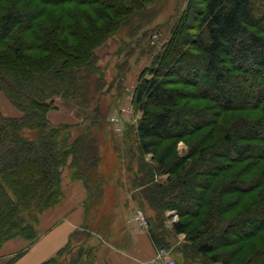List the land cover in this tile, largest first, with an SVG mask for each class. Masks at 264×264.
Returning <instances> with one entry per match:
<instances>
[{
    "label": "trees",
    "instance_id": "16d2710c",
    "mask_svg": "<svg viewBox=\"0 0 264 264\" xmlns=\"http://www.w3.org/2000/svg\"><path fill=\"white\" fill-rule=\"evenodd\" d=\"M151 1L116 0L120 10L104 0H0V93L20 114L0 112V248L36 240L66 172L82 182L86 209L97 203L102 100L114 85L95 51ZM152 32L127 50L115 81ZM145 72L134 93L141 117L124 146L135 202L154 214L145 216L156 249L169 248L168 211L172 234L184 237L180 264H264V0H187ZM55 99L72 103L82 124L52 125ZM89 235L74 233L76 247L69 241L42 264H67L65 254L95 264Z\"/></svg>",
    "mask_w": 264,
    "mask_h": 264
},
{
    "label": "rangeland",
    "instance_id": "374dc122",
    "mask_svg": "<svg viewBox=\"0 0 264 264\" xmlns=\"http://www.w3.org/2000/svg\"><path fill=\"white\" fill-rule=\"evenodd\" d=\"M104 1L107 5L111 3L115 4L116 6H118V8H120V10H122L121 8L125 7L122 5V2H120L121 4L119 5L116 0ZM186 2L187 0H152L149 9H147L148 11H144V13L141 15L135 14L132 16L129 14L127 20L125 17L124 20L126 21L123 24H118L117 27L115 26L114 30L116 33L110 36L106 40V42L103 43L100 47H98L95 51L96 63L103 73L106 84L112 83V85H114V90L112 89L108 96L104 97L102 100V109L103 112L106 114V125L105 128L102 130V135H99V148L100 151H102L100 165L101 168H106L110 170L112 166H116L117 163L120 164L123 168V171L117 175L120 179L125 177V180L127 181L128 185H130L129 181L131 180L132 174L130 175L126 170V168L129 167V153L127 151V148L124 146V137L127 135L130 138H133L136 125L141 117V112L137 109V106L134 102L135 88L140 81L141 74L146 71V74H144L147 75V68L151 65L154 56L161 51L162 45L170 37L171 28L177 18V14L184 9ZM140 22L143 23V29L137 32L132 30L135 29L138 23ZM143 30H153V32L151 33V36L148 41L144 44H141L140 48L137 49V56L131 58L128 61V69L124 73V75H122V77L119 79L120 81H115L117 75L115 69L116 66L125 58L127 50L131 46H134L136 42L140 41V34ZM147 44L149 45V48L147 47ZM141 50H143L144 52L142 53ZM55 105L57 109L50 111L48 113V117H50V114L55 113V115H57L56 119L62 117L67 118L71 125L82 124V114L77 111L76 108H74L72 103L63 101L61 99H55ZM119 109L123 110L122 115H120ZM0 112L5 117L20 116L19 112L10 104L7 98L1 93ZM109 116H114V118L118 117L120 122L125 124L124 130L121 134L113 128L114 125L110 126V124L107 123V118ZM87 123L90 125V121H87ZM80 129L81 128H79V130ZM75 131H77V129L72 132L73 136H75ZM183 149H185V147L180 144V150L182 151ZM146 160L148 161L149 157H146ZM133 170L137 171L136 165L133 166ZM104 171L105 170H103V173ZM67 174L71 179L70 173L66 172V174H64L63 176L62 187L63 183H67ZM156 179L160 180L161 178L157 177ZM101 187L102 190L100 192V195L98 196V204L96 205V207L98 208L96 213L97 215L91 213L90 217H88L89 220L87 221L88 226L85 227V229H89L90 232H95L94 230L96 229L97 225H103L105 228L107 221H109V219L115 213L113 212L115 204H117V202L118 204L120 203V201L118 200L122 196L121 190L114 189L112 186H109L105 189L107 196L105 195L106 197L104 198L103 185ZM126 189L129 195V202H131L133 205V212L130 216V220L132 221V223H136L134 214H136L137 209L140 208L137 206V202H135V191L131 188V185ZM142 212L147 217L154 216V214L152 215V212H150L149 210L146 212ZM176 219L177 217L175 214H171L170 212L166 211L164 213L163 225L166 231L168 232L167 234H165V241L166 244L169 246L167 250L171 254L173 260L177 262V264H180L181 256L178 253H174V251L176 250V248L182 247L185 242L183 236H175L171 232L172 222ZM34 230H36L37 233V225L34 227ZM19 239L23 242L30 243L29 241H26L21 238H14L6 241L4 244L9 243L11 246L17 247L19 244ZM76 239H78V237L75 238V240ZM89 239H91V234L89 235ZM75 240L72 239L70 241V245L72 248L78 245ZM89 244L90 246H92L90 240ZM24 246L25 245H23V247ZM18 250L19 247L16 248V251H14V253H17ZM5 252L6 254H8L11 252V249L7 248ZM3 254L4 253L1 247L0 264H6L11 259L5 257ZM13 256H15V254H12V257ZM63 258L67 262V264H74L72 263L70 258L66 257V254L61 256V259Z\"/></svg>",
    "mask_w": 264,
    "mask_h": 264
},
{
    "label": "crops",
    "instance_id": "0c3cea01",
    "mask_svg": "<svg viewBox=\"0 0 264 264\" xmlns=\"http://www.w3.org/2000/svg\"><path fill=\"white\" fill-rule=\"evenodd\" d=\"M56 117L55 113L50 114L49 121L52 125H71L67 118L56 119ZM100 154L102 158V151ZM122 169L118 163L110 170L99 166L100 173L106 176L103 183V197L107 196L105 189L109 186L121 190L122 196L118 200L120 203L115 204L116 208L114 207L113 211L115 213L107 221L105 228L103 225H97L96 229H93L95 232L85 229L90 232L91 244L96 249L95 264H142L152 259L157 252L148 230L130 220L133 205L129 202L126 189L130 185L127 184L125 177L120 179L117 175L123 171ZM66 179L67 183H63L62 199L39 217L36 240L26 243L19 239L17 253H14L17 247L9 243L2 246L5 257L13 259L19 254V257L13 259L10 264H42L53 259L68 245L74 233L81 232L88 226L90 214L97 213L98 203L89 210L86 209L88 196L82 182L70 179L68 174ZM21 242L26 243L23 244L24 247ZM7 248L11 249L8 254L5 252ZM12 254L15 256L12 257Z\"/></svg>",
    "mask_w": 264,
    "mask_h": 264
},
{
    "label": "built area",
    "instance_id": "2783aa9c",
    "mask_svg": "<svg viewBox=\"0 0 264 264\" xmlns=\"http://www.w3.org/2000/svg\"><path fill=\"white\" fill-rule=\"evenodd\" d=\"M119 113L120 115H122L123 110L119 109ZM107 122L108 124H110V126L114 125L113 128L116 129V131L119 132L120 134L123 132L125 124L120 122L118 117L114 118V116H109L107 118ZM134 218L138 226H140L143 229L148 230V220H147V217L142 212V210L137 209L136 214H134ZM142 264H176V262L173 260V258L171 257V254L168 252L167 249L161 248L157 250L156 254L154 255L152 259L147 260L143 262Z\"/></svg>",
    "mask_w": 264,
    "mask_h": 264
}]
</instances>
